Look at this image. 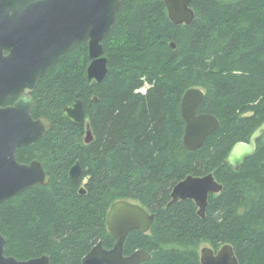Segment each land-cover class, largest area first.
<instances>
[{
  "label": "trees",
  "instance_id": "1",
  "mask_svg": "<svg viewBox=\"0 0 264 264\" xmlns=\"http://www.w3.org/2000/svg\"><path fill=\"white\" fill-rule=\"evenodd\" d=\"M190 8L192 21L175 25L164 0H122L102 41L101 82L87 81L86 42L39 79L31 116L46 117L51 127L18 148L16 160H38L49 181L0 203L5 255L81 264L98 241L112 247L107 211L129 200L153 214L148 232H130L124 243L126 255H150L137 264H201L202 246L224 244L238 264H264V132L238 170L225 161L264 121V0H191ZM190 88L204 92L196 113L220 123L195 150L183 145L180 113ZM75 99L92 132L88 144L85 125L63 115ZM77 161L80 173L71 180ZM209 173L222 189L208 196L204 218L190 199L170 203L176 183Z\"/></svg>",
  "mask_w": 264,
  "mask_h": 264
},
{
  "label": "water",
  "instance_id": "2",
  "mask_svg": "<svg viewBox=\"0 0 264 264\" xmlns=\"http://www.w3.org/2000/svg\"><path fill=\"white\" fill-rule=\"evenodd\" d=\"M122 0H0V203L34 185H45L49 177L38 160L28 164L16 160V151L42 138L50 129L46 117L33 119L32 92L39 79L75 44L86 42L90 59L86 69L88 83H99L107 72V58L103 55L102 41L109 35ZM191 0H164L169 20L188 24L194 13ZM172 47L174 45L171 44ZM204 97L200 88H190L180 101L184 121L183 145L189 150L200 148L207 137L218 130L220 123L208 113L197 114ZM15 98L12 105L3 106ZM64 117L72 124L85 125L83 140L93 139L90 126L79 99L63 108ZM264 132V121L252 132L247 142L235 143L225 158L227 164L238 170L244 160L253 154L256 141ZM80 164L70 168L68 177L76 180ZM222 186L209 173L188 175L171 190V201L190 199L204 218L210 194H218ZM84 194L83 187L79 189ZM153 221L150 214L129 200L114 202L106 215V226L114 239L111 248L97 244L82 258L81 264H137L150 258L143 250L124 253V243L130 232H148ZM5 238L0 233V264H51L46 254L28 260H17L4 254ZM201 264H238L229 244L217 250L202 246Z\"/></svg>",
  "mask_w": 264,
  "mask_h": 264
},
{
  "label": "flooded vegetation",
  "instance_id": "3",
  "mask_svg": "<svg viewBox=\"0 0 264 264\" xmlns=\"http://www.w3.org/2000/svg\"><path fill=\"white\" fill-rule=\"evenodd\" d=\"M9 99H11V98H9ZM7 100H8V99H7ZM7 100H6V101H7ZM14 100H15V98L12 100V103H13ZM6 101H5V102H6ZM5 102L3 103V106L12 105V103H10V104H5ZM4 104H5V105H4Z\"/></svg>",
  "mask_w": 264,
  "mask_h": 264
},
{
  "label": "rangeland",
  "instance_id": "4",
  "mask_svg": "<svg viewBox=\"0 0 264 264\" xmlns=\"http://www.w3.org/2000/svg\"><path fill=\"white\" fill-rule=\"evenodd\" d=\"M140 91H141V92H144V91H145V87H142V88L140 89Z\"/></svg>",
  "mask_w": 264,
  "mask_h": 264
},
{
  "label": "bare ground",
  "instance_id": "5",
  "mask_svg": "<svg viewBox=\"0 0 264 264\" xmlns=\"http://www.w3.org/2000/svg\"><path fill=\"white\" fill-rule=\"evenodd\" d=\"M227 163V162H226Z\"/></svg>",
  "mask_w": 264,
  "mask_h": 264
}]
</instances>
